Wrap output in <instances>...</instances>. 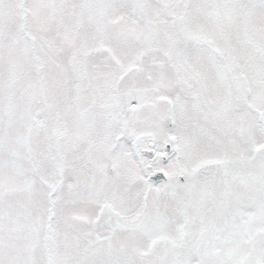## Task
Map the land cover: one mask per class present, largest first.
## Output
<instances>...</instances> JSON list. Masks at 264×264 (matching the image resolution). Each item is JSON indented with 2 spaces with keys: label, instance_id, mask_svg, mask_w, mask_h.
I'll use <instances>...</instances> for the list:
<instances>
[{
  "label": "snow or ice",
  "instance_id": "1",
  "mask_svg": "<svg viewBox=\"0 0 264 264\" xmlns=\"http://www.w3.org/2000/svg\"><path fill=\"white\" fill-rule=\"evenodd\" d=\"M0 264H264V0H0Z\"/></svg>",
  "mask_w": 264,
  "mask_h": 264
}]
</instances>
